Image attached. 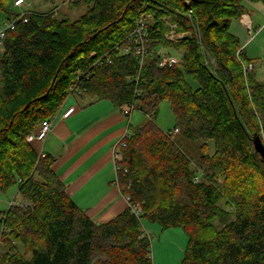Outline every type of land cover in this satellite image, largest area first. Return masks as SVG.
I'll return each instance as SVG.
<instances>
[{
  "label": "trees",
  "instance_id": "16d2710c",
  "mask_svg": "<svg viewBox=\"0 0 264 264\" xmlns=\"http://www.w3.org/2000/svg\"><path fill=\"white\" fill-rule=\"evenodd\" d=\"M83 1L86 13L76 21L30 11L4 39L0 192L17 187L21 204L0 213V264H152L143 218L186 231L182 264H264V159L253 142L258 135L264 143V82L231 32L244 2L264 0L74 4ZM14 2L0 0L7 22L19 17ZM140 19L148 29L143 62L131 38ZM167 22L184 35L178 43L167 39ZM164 48L179 50L181 62L161 66ZM71 98L110 100L147 116L143 126L130 125L121 149L128 173L119 172L142 218L128 209L95 224L67 195L53 157L28 141ZM165 101L178 134L154 121ZM176 135L202 148L213 143V155L196 162Z\"/></svg>",
  "mask_w": 264,
  "mask_h": 264
},
{
  "label": "crops",
  "instance_id": "0c3cea01",
  "mask_svg": "<svg viewBox=\"0 0 264 264\" xmlns=\"http://www.w3.org/2000/svg\"><path fill=\"white\" fill-rule=\"evenodd\" d=\"M250 22L247 14L240 24L246 28ZM70 100L62 109L74 107L76 112L68 119L58 118L45 142L37 146L40 153L53 157V171L72 201L95 224H107L129 209L116 181L113 148L129 132L132 114L127 115V106L110 100L85 98L73 104Z\"/></svg>",
  "mask_w": 264,
  "mask_h": 264
},
{
  "label": "rangeland",
  "instance_id": "374dc122",
  "mask_svg": "<svg viewBox=\"0 0 264 264\" xmlns=\"http://www.w3.org/2000/svg\"><path fill=\"white\" fill-rule=\"evenodd\" d=\"M76 0H30L27 9L39 12V13H54L57 11V18L59 19H71L72 21L78 20L83 14L86 13L87 5L83 2L78 5L74 4ZM245 4V14L249 15L252 19V23L246 25L244 28L241 24V18L238 21H234L231 26V32L238 34L241 41V50L246 55L247 59L254 64V71L260 82H264V6L255 5L248 2ZM15 13H19V10L14 8ZM56 15V12H55ZM8 21L5 14H0V27ZM249 23V21H246ZM190 33V32H189ZM183 35V34H182ZM186 36V35H185ZM167 48L161 49L163 54H167ZM174 56H181L182 53L178 50H172ZM2 50L0 49V56ZM1 76V72H0ZM81 103V100L72 98L70 103ZM156 125L163 130V132L174 131L175 117L168 102H162L156 115H153ZM132 128L143 126L147 121V116L140 110H135L131 117ZM175 140L181 149L188 154L196 162L199 161L203 155H213V143H208L203 147V142H195L186 139L183 135H176ZM199 165V164H198ZM202 167V168H201ZM205 169V166L199 167V171ZM17 187H13L8 190L7 193L1 194L0 192V213L9 209V206L13 201L20 203L21 197L17 195ZM21 204V203H20ZM226 207V204H223ZM143 217V216H142ZM140 217V218H142ZM216 225L219 223L216 221ZM142 229L145 237L149 239V258L152 264H182L185 257L189 239L186 231L182 228H164L158 223L150 222L148 219H142ZM115 256V255H114ZM116 257L120 258L117 254L112 261H117ZM119 264V263H118Z\"/></svg>",
  "mask_w": 264,
  "mask_h": 264
},
{
  "label": "built area",
  "instance_id": "2783aa9c",
  "mask_svg": "<svg viewBox=\"0 0 264 264\" xmlns=\"http://www.w3.org/2000/svg\"><path fill=\"white\" fill-rule=\"evenodd\" d=\"M30 5L28 4V0H15L14 2V8L19 10V17L15 20H12L10 22H5V24L3 26L0 27V47H3V43H4V39L6 37V34L9 31H12L15 29V25L16 23H19L21 21H23L24 23H27V14H29V9H27V11H22V9L28 8ZM168 24H166L167 26L171 27V32L167 35V39L173 43H178L181 39L184 38V35L182 34H178L176 32V27L171 25L169 22H167ZM148 34V29H147V23L145 21V19H140L138 21V25L137 28L133 31L131 38H132V43L135 44V49L137 54L142 58L141 62H143V58L145 56H148V50L145 47V43H144V38L147 36ZM129 51V49L127 50ZM242 51V50H241ZM159 55H160V65L164 66V65H168V66H173V65H178L181 62V58L182 56H179V58L177 56L174 55H167V54H163L162 51H159ZM127 115H130L134 110L133 108L128 106L127 109ZM76 112V108L74 107H70L68 109L65 110H61V112L55 114L54 116H52L49 120L44 121L39 129V132L36 135H32L28 138L29 142H40V143H44L46 138L48 137V135L52 132L53 127L55 122L58 120V118H62V119H68L69 117H71L74 113ZM179 130L176 129L173 134H178ZM125 138V137H124ZM124 138L118 142L115 147L113 148V160H114V164H115V173H116V181L117 184L119 185V172H123V173H128V170L126 168H124L121 164H122V160H123V155L121 152V149L125 146L124 145ZM122 192L123 189L121 188ZM126 201L129 204V209L131 211V213L139 218L142 215V209L141 206L139 205H132L130 203V199L128 196H125Z\"/></svg>",
  "mask_w": 264,
  "mask_h": 264
},
{
  "label": "water",
  "instance_id": "95a60500",
  "mask_svg": "<svg viewBox=\"0 0 264 264\" xmlns=\"http://www.w3.org/2000/svg\"><path fill=\"white\" fill-rule=\"evenodd\" d=\"M253 142L256 151L261 154L262 158L264 159V143L262 142L260 136L254 135Z\"/></svg>",
  "mask_w": 264,
  "mask_h": 264
},
{
  "label": "clouds",
  "instance_id": "9594fccd",
  "mask_svg": "<svg viewBox=\"0 0 264 264\" xmlns=\"http://www.w3.org/2000/svg\"><path fill=\"white\" fill-rule=\"evenodd\" d=\"M29 1H30V0H28V4H29ZM29 5H30V4H29ZM30 6H31V5H30ZM13 9H14V6H13ZM30 11H31V10H29L28 12H30ZM55 12H56V15H57V11H55ZM55 12H54V14H55ZM6 22H7V21H6ZM0 49H2V47H0ZM127 108H128V106H127ZM134 111H135V110H134ZM132 113H133V112H132ZM132 113H131V114H132ZM131 114H130V115H131ZM130 115H129V116H130ZM126 135H127V133H126ZM126 135H125V136H126ZM141 216H142V215H141Z\"/></svg>",
  "mask_w": 264,
  "mask_h": 264
}]
</instances>
